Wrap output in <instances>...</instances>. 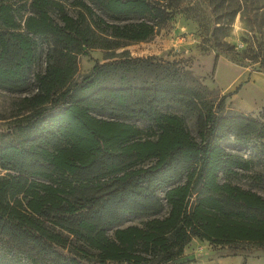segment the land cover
I'll list each match as a JSON object with an SVG mask.
<instances>
[{
    "label": "trees",
    "instance_id": "1",
    "mask_svg": "<svg viewBox=\"0 0 264 264\" xmlns=\"http://www.w3.org/2000/svg\"><path fill=\"white\" fill-rule=\"evenodd\" d=\"M72 3L77 16L61 0H0V87L23 90L46 62L37 92L10 116L16 136L0 131V264H176L194 238L247 264L264 250V195L221 176L264 164V106L257 117L229 108L241 85L210 103L179 71L162 76L163 65L127 51L74 81L80 54L148 40L173 9L165 0ZM172 104L196 115L200 140L161 109ZM251 177L264 187V173ZM127 215L149 218L110 236Z\"/></svg>",
    "mask_w": 264,
    "mask_h": 264
},
{
    "label": "rangeland",
    "instance_id": "2",
    "mask_svg": "<svg viewBox=\"0 0 264 264\" xmlns=\"http://www.w3.org/2000/svg\"><path fill=\"white\" fill-rule=\"evenodd\" d=\"M61 1L70 14L78 15L80 8L73 5V0ZM164 4L173 9L172 16L166 24L156 28L151 38L128 42L126 46L116 50L93 48L88 54H80L74 81H79L89 73L96 61L103 63L117 59L123 51H127L130 57L145 59L146 63L163 65L164 68L160 71L162 76L169 71H179L182 83L201 89L206 99L214 104L223 94L236 89L226 90L231 80L239 79L238 86L257 75L264 77V0H165ZM20 14L23 15L24 10ZM52 15L60 20L56 11H52ZM100 15L108 22L117 21L108 15ZM45 68L46 62L42 60L32 71L31 83L21 91L0 87L1 132L16 136L11 130L13 118L10 116L16 113L19 99L37 92L35 74ZM141 76L143 78L147 75L142 73ZM249 98V95L245 97L246 100ZM263 104L256 102L243 106L235 102L234 95L226 100L229 108L256 117ZM161 109L181 115L191 133L200 140L196 115L192 111L175 104ZM127 121L144 129L150 126L148 121L141 119ZM240 153L248 156L247 151ZM240 171L241 174L236 177L222 175L221 180H230L264 195V187L251 177L264 173V164L257 163L253 170ZM5 173L4 170L0 171V174ZM160 195L165 197V190L160 191ZM164 202L165 208L158 215L160 217L167 215L169 211L165 199ZM148 218L149 216L127 215L118 225L110 228L108 233L113 236L117 227L141 226ZM220 247L194 238L186 245L183 256L176 264H242V255H229L226 248ZM247 264H264V250L253 249Z\"/></svg>",
    "mask_w": 264,
    "mask_h": 264
},
{
    "label": "crops",
    "instance_id": "3",
    "mask_svg": "<svg viewBox=\"0 0 264 264\" xmlns=\"http://www.w3.org/2000/svg\"><path fill=\"white\" fill-rule=\"evenodd\" d=\"M262 76L263 75H257L252 80H247L243 84H239L241 85L240 89L238 92L233 94L235 102L240 105L242 104L243 106L256 102L264 103V77ZM238 82L239 79L231 80V82L227 85L226 90L231 91L237 88L239 86H237ZM247 95L250 97L248 100L245 99ZM262 106H264V104Z\"/></svg>",
    "mask_w": 264,
    "mask_h": 264
}]
</instances>
